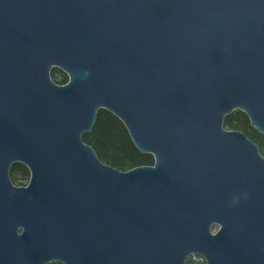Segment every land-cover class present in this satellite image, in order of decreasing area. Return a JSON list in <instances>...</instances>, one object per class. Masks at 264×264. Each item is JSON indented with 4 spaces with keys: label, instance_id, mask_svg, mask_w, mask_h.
<instances>
[{
    "label": "water",
    "instance_id": "1",
    "mask_svg": "<svg viewBox=\"0 0 264 264\" xmlns=\"http://www.w3.org/2000/svg\"><path fill=\"white\" fill-rule=\"evenodd\" d=\"M99 109L153 164L99 159ZM234 110L264 135V0H0V264H264Z\"/></svg>",
    "mask_w": 264,
    "mask_h": 264
},
{
    "label": "trees",
    "instance_id": "2",
    "mask_svg": "<svg viewBox=\"0 0 264 264\" xmlns=\"http://www.w3.org/2000/svg\"><path fill=\"white\" fill-rule=\"evenodd\" d=\"M59 74L61 76L57 78ZM50 76L58 84H63L68 79L66 73L58 68H52ZM223 125L229 129L242 131L264 150V135L251 126L249 118L241 110H234L226 115ZM82 139L93 147L100 160L117 169L128 170L135 166L153 164V156L139 152L122 122L105 109L98 110L93 127L90 132L82 134ZM10 171L29 176L28 169L18 162L11 166ZM196 259L190 256L185 264H195ZM202 264H205L203 260Z\"/></svg>",
    "mask_w": 264,
    "mask_h": 264
},
{
    "label": "rangeland",
    "instance_id": "3",
    "mask_svg": "<svg viewBox=\"0 0 264 264\" xmlns=\"http://www.w3.org/2000/svg\"><path fill=\"white\" fill-rule=\"evenodd\" d=\"M60 76H61L60 74L57 75V78H60ZM224 128L225 129H229L226 126H224ZM259 151L264 156V150L262 148H259ZM9 174H10V178H11L13 184L17 185V186L27 184V182L29 180V176H26V175L13 173L11 171L9 172ZM213 230H216V227H214ZM47 264H60V263H58V262H50V263H47ZM195 264H202L201 258L196 259V263Z\"/></svg>",
    "mask_w": 264,
    "mask_h": 264
},
{
    "label": "built area",
    "instance_id": "4",
    "mask_svg": "<svg viewBox=\"0 0 264 264\" xmlns=\"http://www.w3.org/2000/svg\"><path fill=\"white\" fill-rule=\"evenodd\" d=\"M193 259H196V257L197 258H201V257H199V256H196V255H193V256H191ZM201 260H203L202 258H201ZM204 261V260H203Z\"/></svg>",
    "mask_w": 264,
    "mask_h": 264
},
{
    "label": "clouds",
    "instance_id": "5",
    "mask_svg": "<svg viewBox=\"0 0 264 264\" xmlns=\"http://www.w3.org/2000/svg\"><path fill=\"white\" fill-rule=\"evenodd\" d=\"M233 203H238V199L234 198Z\"/></svg>",
    "mask_w": 264,
    "mask_h": 264
}]
</instances>
